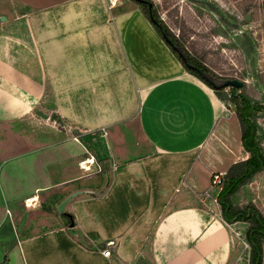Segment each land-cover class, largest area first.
<instances>
[{
	"label": "crops",
	"instance_id": "1",
	"mask_svg": "<svg viewBox=\"0 0 264 264\" xmlns=\"http://www.w3.org/2000/svg\"><path fill=\"white\" fill-rule=\"evenodd\" d=\"M14 1L19 16L38 20L29 43L39 69L28 89L24 75L0 74V228L11 223L15 237L8 264H117L115 256L133 264L145 253L153 264H223L228 226L195 202L207 186L196 156L223 102L185 71L142 12L110 17L105 0ZM38 71L64 123L103 131L94 142L103 161L92 173L80 168L90 158L77 139L22 131L21 118L41 107ZM54 186L61 200L80 192L64 207L73 226L20 237L6 209Z\"/></svg>",
	"mask_w": 264,
	"mask_h": 264
},
{
	"label": "rangeland",
	"instance_id": "2",
	"mask_svg": "<svg viewBox=\"0 0 264 264\" xmlns=\"http://www.w3.org/2000/svg\"><path fill=\"white\" fill-rule=\"evenodd\" d=\"M150 2L159 19L178 38L182 47L209 69L210 73L207 75L215 84L219 85L225 80L241 81L243 82L241 90L264 106V0H150ZM104 6L108 9L110 17L121 12H142L141 7L131 0H105ZM104 6L101 7L102 10L105 9ZM23 11V7L14 0H0V74L24 75L20 85L28 89L30 84L28 77H33L39 69L33 64L35 52L29 43L38 20L19 16ZM2 17L5 19L2 20ZM102 22V19L98 18L94 24ZM181 51L180 49L179 52ZM39 72L36 75L38 78ZM40 79L39 83L46 93H42L40 98V109L31 110L21 118L22 131L40 135L52 130L54 140L62 137L77 139L76 143L82 146L83 157H89L92 161L87 163L91 170H87L86 173H92L93 167L100 168L99 162L103 161L104 155L97 152L94 146L95 138L103 131L88 132L64 123L54 112V106L50 102V80L48 79L45 85L44 80ZM228 91L229 88L223 90L225 93ZM223 104L224 111L196 156L197 171L202 179H206L207 186L196 191L197 195L201 193L202 195H198L199 198L195 202L214 212L218 211V206L213 200L218 188L212 184L213 176L215 174L220 176L230 164L247 156L240 144L234 105L228 101ZM257 121L264 134V114ZM3 128L4 126L0 125L1 144L7 139ZM80 186L75 184L71 188H66V193ZM61 196L62 190L54 186L50 190L40 192L37 200L30 203V206L23 200L8 206L9 210L6 209L5 215L8 221L11 218L18 233L22 235L63 226L64 219L51 204L54 197ZM249 200L264 215V171L255 175L247 187L232 196L235 205ZM47 209H50V212ZM246 227L247 225L242 223L236 231L226 228L229 253L223 264H248L249 247L244 238ZM2 236L4 234L0 235ZM2 241H8V238H3L0 243ZM4 251V247L0 245V260ZM133 264L153 263L145 253Z\"/></svg>",
	"mask_w": 264,
	"mask_h": 264
},
{
	"label": "trees",
	"instance_id": "3",
	"mask_svg": "<svg viewBox=\"0 0 264 264\" xmlns=\"http://www.w3.org/2000/svg\"><path fill=\"white\" fill-rule=\"evenodd\" d=\"M131 1L141 7L143 15L171 53L180 62L185 71L213 90L220 101H228L234 105V115L239 125L240 144L247 156L230 164L223 174L219 176V189L213 200L218 206L217 212L220 218L226 224L231 225L236 222H243L247 225L244 238L249 247L248 264H263L264 215L251 200L240 205H235L232 202V196L240 189L247 187L252 182L255 175L264 171V134L262 127L257 121L258 118L262 117L264 114V106L258 100L249 97L241 88L221 87L220 89H213L210 83L202 79L194 71L186 68L184 61H182L177 54V51L180 49L182 50L181 52L186 62L199 68L205 74L210 73L209 69H207L202 62L191 56L189 52L182 47L178 38L175 37L163 21L159 19L150 0H145L147 4L151 5L150 8L145 5L146 3L136 0ZM226 88H229L227 93L223 92ZM200 195H202V193ZM61 198L62 197H54L52 199L51 204L55 210ZM47 211L50 212V209H47ZM59 216L65 221L63 225L65 229L74 221V217L71 214L63 212L59 214ZM2 234H4V237H13L11 241L0 243L5 249L0 264H8V252L15 245L14 230L10 225L2 226L0 228V235ZM21 236L20 234V237ZM114 259L117 264H124L117 256H115Z\"/></svg>",
	"mask_w": 264,
	"mask_h": 264
},
{
	"label": "water",
	"instance_id": "4",
	"mask_svg": "<svg viewBox=\"0 0 264 264\" xmlns=\"http://www.w3.org/2000/svg\"><path fill=\"white\" fill-rule=\"evenodd\" d=\"M148 7H150V4L148 5ZM5 19L4 17H2V20ZM178 56H180V58L182 59V61H184V65L186 68L194 71L197 75H199L202 79H204L205 81H207L208 83H210V85L212 86L213 89H218L220 87H234V88H241L243 86V82L238 81V80H225L224 82H222L221 84L217 85L215 84L204 72H202L199 68L190 65L188 62H186L184 55L177 51ZM90 192V191H87ZM86 192V193H87ZM103 191H101L102 193ZM80 194V192H74L71 193L70 195L66 196L64 199H62L58 205L56 206V211L57 213L61 214L64 212V207L76 196H78ZM70 226H73V222L70 223Z\"/></svg>",
	"mask_w": 264,
	"mask_h": 264
},
{
	"label": "bare ground",
	"instance_id": "5",
	"mask_svg": "<svg viewBox=\"0 0 264 264\" xmlns=\"http://www.w3.org/2000/svg\"><path fill=\"white\" fill-rule=\"evenodd\" d=\"M114 4H115V3H112V5H114ZM90 162H92L91 159H88V160L82 161V162L80 163V165H81L80 168L83 169V170H85V171L89 170V166L87 165V163H90ZM113 191H114V188H113ZM27 199H28V198H27ZM33 200H34V201L37 200V197L34 196V197L28 199V200H27V203H28L27 206H30L29 204L32 203ZM215 216H216V214H215ZM223 223H224L226 226H228V229H229V230H231V231H234V230H235V231H236V230H238L239 226H240L243 222H236V223L231 224V225L226 224L224 221H223ZM129 246H130V242H128V241L126 240V241L123 242L122 248L126 250ZM127 250H128V249H127ZM124 252H125V251H124Z\"/></svg>",
	"mask_w": 264,
	"mask_h": 264
},
{
	"label": "built area",
	"instance_id": "6",
	"mask_svg": "<svg viewBox=\"0 0 264 264\" xmlns=\"http://www.w3.org/2000/svg\"><path fill=\"white\" fill-rule=\"evenodd\" d=\"M219 183H220L219 175L215 174V175L213 176L212 184H213L215 187H217V188L219 189ZM112 245H113L112 242H108V243L106 244V248H104V249L102 250V254H103L104 257H110V256H111V252H110V250L108 249V247H109V246H112Z\"/></svg>",
	"mask_w": 264,
	"mask_h": 264
},
{
	"label": "flooded vegetation",
	"instance_id": "7",
	"mask_svg": "<svg viewBox=\"0 0 264 264\" xmlns=\"http://www.w3.org/2000/svg\"><path fill=\"white\" fill-rule=\"evenodd\" d=\"M136 1H139V2H142V3H146L145 0H136ZM145 5L148 7L149 4L146 3ZM150 7H151V5H150ZM150 7H148V8H150ZM206 75H207V74H206ZM207 76H208V75H207ZM208 77H209V76H208ZM213 82H214V81H213Z\"/></svg>",
	"mask_w": 264,
	"mask_h": 264
}]
</instances>
